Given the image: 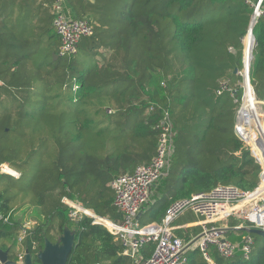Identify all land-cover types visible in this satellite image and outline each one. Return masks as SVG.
Here are the masks:
<instances>
[{"label": "trees", "instance_id": "1", "mask_svg": "<svg viewBox=\"0 0 264 264\" xmlns=\"http://www.w3.org/2000/svg\"><path fill=\"white\" fill-rule=\"evenodd\" d=\"M64 1L70 19L95 27L72 57L58 54L54 0H0V166L20 173L0 175V248H10L13 259L24 226L16 215L29 208L37 220L20 248L38 252L68 228L77 233L67 264H136L104 226L86 215L74 221L64 200L122 222L110 184L152 161L160 138L155 126L167 112L176 149L168 176L152 188L143 209L149 223H161L172 203L218 186L258 188L261 165L236 133L244 38L255 6L245 0H108L92 13L87 0ZM29 5L39 7L44 37L22 35L21 55L14 56L13 43L3 38L20 24L23 32L30 30ZM257 20L250 77L264 101V18ZM246 39L249 52L254 42ZM1 40L8 44L4 53ZM223 81L231 91L218 95ZM255 104L246 88L243 110L255 115ZM246 115L240 130L253 142ZM200 232L195 228L184 239ZM253 238L249 259L226 260L213 248L212 263L195 250L187 264H264V237ZM155 246L144 248L145 260Z\"/></svg>", "mask_w": 264, "mask_h": 264}, {"label": "built area", "instance_id": "2", "mask_svg": "<svg viewBox=\"0 0 264 264\" xmlns=\"http://www.w3.org/2000/svg\"><path fill=\"white\" fill-rule=\"evenodd\" d=\"M245 2L258 10L257 19L264 18L263 0H258L257 4L251 0ZM53 7L55 14L53 26L60 41L58 54L61 57H72L78 52L81 40L94 34L95 27L87 20L70 19L63 6V0H54ZM252 60L253 58L250 60V67ZM240 76H244L243 70ZM229 85L228 81H223L217 94L231 91ZM155 129L158 130L160 138L152 161L148 165L138 166L129 175L113 179L110 184L115 193L114 205L122 215L123 221L115 223L103 219L86 210L81 204L65 199L64 203L73 210L71 218L76 221L81 215H86L95 220V223L104 226L121 241L123 255L134 260L136 264H187L188 255L195 250H199L207 261L212 262L210 250L213 248H216L219 255L226 260L238 255L244 260L249 259L254 248V238L248 230L264 231V161L258 154V151L264 154V146L261 145L264 133L259 134L258 144L250 143L236 122V133L249 146L253 157L262 168L261 182L255 191H242L233 185L218 186L211 192L196 194L172 203L161 223L141 225L139 215L151 200L152 188L168 176L175 151L173 124L168 112L156 124ZM1 174L15 178L20 176L19 172L7 164L0 166ZM188 212L198 217L195 225L201 228V232L187 241L179 237L176 231L187 230L192 225L176 226L175 222ZM104 220L109 223L102 222ZM29 229V225H24L20 230L19 247L16 251L21 264L24 263L25 252L20 246ZM240 232H245L240 241L229 237L230 233H235L237 237L241 236ZM151 243L156 245V249L152 256L145 260L143 250Z\"/></svg>", "mask_w": 264, "mask_h": 264}, {"label": "crops", "instance_id": "3", "mask_svg": "<svg viewBox=\"0 0 264 264\" xmlns=\"http://www.w3.org/2000/svg\"><path fill=\"white\" fill-rule=\"evenodd\" d=\"M87 2H88L87 3L88 11H92V13L95 12V11H98V10H104L103 6H105V8L108 6L107 5L108 4V0H101V1H97V0H87ZM29 6L27 8H28V10H30V12H29V15H30L29 16V22H30L29 26H30V30H27V32H25V31L23 32L22 31L23 27L20 24V25H18V27L16 28V30H14V32H10L9 29H6L7 35L4 36V38H3L6 41H9L10 43H13L11 45H13L14 56L17 55L18 52H20L19 53V56L21 55L22 45L20 43V40H22V35H24L26 37H31V36H34V35L36 37H38V36L41 37V38L44 37L45 30L40 29V26H42V25H41V23H38V18H37V16L40 13L39 7H37V6L35 7L34 5H31L30 7ZM64 6H66V10L68 11V13L72 15L73 14L72 13V9L70 10L68 8V6L65 4V1H64ZM43 7H44V5H43ZM15 16H16V18L18 17L19 21H21V17L18 15V13H16ZM41 16H42V14H41ZM53 33L56 34L55 30H53ZM5 40H1V46H2V52L3 53L6 50V47H7L6 45H8V44H5V43H2ZM29 40H32V39H29ZM244 112L246 114H249V112L247 110H244ZM249 115H250L251 118H249V120L246 121V124H247V126L248 125H250V126L246 127V130H248V128H250V129H253L255 132L257 131V133L261 134L262 131H261V133H260V131H258V127L259 126L257 125V122H254V120L255 121H258L263 116V114L262 113H261V115L260 114L259 115H253L252 114L253 117L251 116V114H249ZM145 214L146 213H144V211H143L142 216L140 218V223H142L141 220H143ZM190 216H193L194 219H190L189 218ZM145 221H148V220H145ZM197 221H198V217L194 213L188 212V213L184 214L183 216H181L175 222V225L176 226H184V225L191 224L192 227H189V229H187V230L186 229H179V230L176 231V234L179 237L184 238V236H186L189 233V231H192L195 228L201 229V228H199V227H197L195 225L197 223ZM180 233L182 235H180ZM238 239H239V237L235 236V240H238Z\"/></svg>", "mask_w": 264, "mask_h": 264}, {"label": "water", "instance_id": "4", "mask_svg": "<svg viewBox=\"0 0 264 264\" xmlns=\"http://www.w3.org/2000/svg\"><path fill=\"white\" fill-rule=\"evenodd\" d=\"M257 11L255 10L252 19H251V26L248 32V35L254 39L253 31L255 29L256 24L258 23L257 20ZM255 41V39H254ZM255 48V45H254ZM253 48V49H254ZM253 52V51H252ZM252 58V53L251 57ZM244 69H247L246 77L243 76L244 81H248V84L251 83V77H250V60L247 62V64L244 65ZM235 74H239L238 70L235 71ZM244 95H243V102H244ZM260 103L264 105V101L260 100ZM243 104L238 112L237 116V125L240 123V113L242 111ZM264 133V132H263ZM261 145L264 146V139L261 141ZM142 214L139 215V219L141 218ZM251 234L257 235L260 237H264V231L258 230V229H249L248 230ZM64 233L59 236L57 243L53 244L50 240L46 239L44 248L40 250L39 255L37 257V260L40 261L41 264H67L69 257L71 256L73 252V248L75 246L76 241V233L74 231H71L68 228H65L63 231ZM27 254L24 259L23 264H33V258L29 251H26ZM0 264H16L13 261L9 259V251H3L0 248Z\"/></svg>", "mask_w": 264, "mask_h": 264}, {"label": "bare ground", "instance_id": "5", "mask_svg": "<svg viewBox=\"0 0 264 264\" xmlns=\"http://www.w3.org/2000/svg\"><path fill=\"white\" fill-rule=\"evenodd\" d=\"M249 36V35H248ZM247 36V37H248ZM250 37V36H249ZM251 38V37H250ZM252 39V38H251ZM252 41L254 42V40L252 39ZM253 48H254V45L251 47V49L249 50V52L247 53V55H246V48H245V54H244V58H245V60H244V64H247V62H249V60H251V53H252V51H253ZM246 74H247V69H244L243 70V75L246 77ZM246 79H247V77H246ZM243 85H244V91H245V89L246 88H248L249 89V87H250V91H251V96H253V99L256 101V102H258L259 103V105L258 104H255V107H257V108H255L254 107V113H255V115H261V113L263 114V116L258 120V121H255L254 120V122H257V125L259 126L258 127V131H260V133H261V131H262V133L264 132V105H262L261 103H260V101H259V99L257 98V96H255V94H254V90H253V87H252V83H250V84H248V81L246 80V81H244V83H243ZM245 96V95H244ZM244 106H245V98H244V102H243V107H242V111H241V113H240V115H241V118H243L244 119V123H245V120H246V118H247V115H246V113L244 112V110H243V108H244ZM248 112H249V109H248ZM261 112V113H260ZM249 114H251L250 112H249ZM254 115V114H253ZM251 116H252V114H251ZM253 117V116H252ZM243 124V123H242ZM242 124H241V121H240V123H239V129H240V127L242 126ZM244 127L246 128V127H248L247 126V124H244ZM255 134H254V138L252 139V140H254L253 142H250V143H255V144H258L259 142L257 141L258 140V138H259V133H257V131L256 132H254ZM249 142V141H248ZM258 154L260 155V157H261V160L262 161H264V154H263V152H259L258 151ZM97 217V216H96ZM107 223H109L108 221H107Z\"/></svg>", "mask_w": 264, "mask_h": 264}, {"label": "rangeland", "instance_id": "6", "mask_svg": "<svg viewBox=\"0 0 264 264\" xmlns=\"http://www.w3.org/2000/svg\"><path fill=\"white\" fill-rule=\"evenodd\" d=\"M248 36V35H247ZM246 36V37H247ZM246 37L244 38V45H245V48H246V41H247V39H246ZM100 52H103V51H105L104 49H101V50H99ZM234 51V50H233ZM247 53H248V51L246 52V55H247ZM244 54H245V51H244ZM100 57L98 56L97 58H96V62H98L99 64H101L102 62H99L100 61ZM99 60V61H98ZM243 83H244V80H243V82H241V83H239L240 85H241V87H242V89H243V92H242V102H241V105L243 104V95H245V91H244V85H243ZM255 95L257 96V94L255 93ZM245 98V97H244ZM257 98L259 99V97L257 96ZM240 110V109H239ZM261 113V112H260ZM254 124V123H253ZM248 126H250V125H248ZM175 149H176V144H175ZM175 152V151H174ZM174 156V155H173ZM172 159H173V157L171 158V163H172ZM171 163H170V169H171ZM170 172V170L168 171V173ZM37 217H36V214L34 213V212H32V210L31 209H29V208H24V209H22L17 215H16V221H21V222H23V223H25V222H32V221H35L36 222V219ZM9 220V219H8ZM146 219H145V217H144V219H143V222L141 223V225H145V224H148L149 223V220L148 221H145ZM243 235H241V236H238L239 237V239H238V241H240L241 240V237H242Z\"/></svg>", "mask_w": 264, "mask_h": 264}, {"label": "flooded vegetation", "instance_id": "7", "mask_svg": "<svg viewBox=\"0 0 264 264\" xmlns=\"http://www.w3.org/2000/svg\"><path fill=\"white\" fill-rule=\"evenodd\" d=\"M35 223H36L35 221H32V222H25L24 225H29L30 229H32V228L35 226ZM30 229H29V230H30ZM53 244H54V243H53ZM42 249H43V248H42ZM42 249H39L38 252H30L27 248H24L25 256H26V254H27L26 251H29V252L31 253V255H32V258H33V264H41L40 261L37 260V257H38V255H39L40 250H42ZM2 250H3V249H2ZM3 251H9V259H10L11 261H13L14 263H16V264H21V263H19V261H18V256H16V250H15V253H13V259H11V256H10V248H9L8 250H3Z\"/></svg>", "mask_w": 264, "mask_h": 264}]
</instances>
